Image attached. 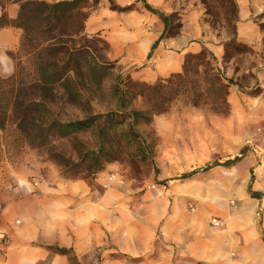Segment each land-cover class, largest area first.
Masks as SVG:
<instances>
[{"label":"crops","instance_id":"0c3cea01","mask_svg":"<svg viewBox=\"0 0 264 264\" xmlns=\"http://www.w3.org/2000/svg\"><path fill=\"white\" fill-rule=\"evenodd\" d=\"M109 1L134 9L114 12ZM197 1L144 0L165 15L187 13L181 34L163 39L153 51L163 25L141 0H101L84 33L100 34L109 61L132 67V79L152 84L181 73L184 56L198 54L202 47L211 46L220 61L221 48L203 35L200 12L189 10L199 7ZM234 2L235 41L252 46L257 63L250 71L226 69L227 80L252 75L251 82L227 88L229 113L223 121L235 131L225 138L233 155L203 174L193 171L189 179L179 180L183 184L178 188L148 194L144 199L156 203L134 210L121 203L123 195L115 188L102 191L101 178L91 186L52 174L33 186L36 171L24 165L7 179L0 200V264H69V254L54 249L70 252L77 264H89L93 253L99 255L97 264H264V20L257 19L264 0ZM20 3L0 7V17L14 21ZM20 38L18 29H0L1 78L14 72L8 53L17 51ZM252 89L262 95L247 96ZM212 218L220 221L219 227L211 225Z\"/></svg>","mask_w":264,"mask_h":264},{"label":"rangeland","instance_id":"374dc122","mask_svg":"<svg viewBox=\"0 0 264 264\" xmlns=\"http://www.w3.org/2000/svg\"><path fill=\"white\" fill-rule=\"evenodd\" d=\"M0 1L6 3L9 0ZM196 4L199 6L196 10H189L200 12V27L207 43L221 48L220 61H216L217 67L219 63L222 65L218 67L220 77L227 80V67L233 73L250 71L257 61H254L252 46L235 41L237 9L234 0H198ZM174 14L178 15L179 21H174L172 26L181 25V34L188 21L187 13ZM257 19L264 20V11ZM260 28L264 33V22ZM101 40L87 36L85 42L96 50L97 58L104 64L105 73L100 86L84 84L77 87L81 91L80 101L87 102L91 113L100 118L88 130L65 139H53L41 147L30 145L16 130L13 121L8 120L5 129L0 131V200L7 179L24 165H27L26 169H35L37 175L32 178L34 180H46L55 174L69 181L71 177L83 175L75 169H60L51 159L56 158L64 165L56 157L61 156L65 161L81 164L78 160L81 152L103 149L102 158L106 163L102 172L85 182L94 186L95 179L101 178L102 191L115 188L116 193L123 195L121 203L134 210L139 204L156 203L144 199L148 194H156L158 190L165 191L169 187L178 188L183 184L179 181L182 175L193 171L203 174L209 165L215 166L233 155L225 138L235 131L223 121L229 113L226 90L224 96L213 87L210 75L203 68L192 67L179 77L169 76L152 84L143 83L131 78L132 67L107 59V45ZM91 57L88 53L79 58L84 70L91 65ZM11 62L14 71L16 65L29 68L21 52H16ZM251 78L249 72L229 80L243 86L251 82ZM153 85L158 87L145 91L144 97L134 96L135 90ZM117 87L120 88L118 92L115 91ZM245 94L253 97L262 95V92L252 89ZM81 102L74 105L56 101L51 110L59 122L83 120L88 114L85 113L86 104ZM133 112L140 114L135 121L130 119ZM109 179L112 181L108 184ZM230 205L233 207L234 202L231 201ZM98 261L99 255L93 253L89 264H97ZM69 264H77L70 253Z\"/></svg>","mask_w":264,"mask_h":264},{"label":"trees","instance_id":"16d2710c","mask_svg":"<svg viewBox=\"0 0 264 264\" xmlns=\"http://www.w3.org/2000/svg\"><path fill=\"white\" fill-rule=\"evenodd\" d=\"M11 1L17 0H9L6 3ZM19 1L21 3L17 18L10 21L2 15L0 29L14 28L21 31L19 47L17 51L9 52L8 57L13 60L16 52H21L29 68L24 69L16 65L11 76L0 77V131L5 129L8 120H12L16 130L30 145L41 147L53 139H65L88 130L100 118L91 113V107L87 102L80 101L81 91L77 87L84 84L99 87L105 73L104 64L97 58L96 50L85 45L87 36L84 33L86 20L99 8L101 0H61L57 3ZM141 2L143 8L156 16L163 25L162 34L151 48L153 51L163 39L176 38L180 34L181 25L172 26L174 21H179L178 15H165L149 7L144 0ZM6 3L0 1V7L3 8ZM108 7L109 10L118 13H127L134 9L133 6L119 7L112 1H109ZM95 37L101 40L100 34ZM88 53L92 55V63L84 70L80 66L79 58ZM150 58L151 54L147 59ZM216 61L213 53L206 47H202L198 54L185 55L181 73L171 76L179 77L192 67L203 68L210 75L212 86L216 87L219 92H223L225 96V90L227 94V88L235 84L232 80L220 77ZM153 87L158 86H144L143 89L135 90L134 96L144 97L145 91ZM115 91H120V88H115ZM56 101L66 104L70 102L74 105H80L79 102L86 104L85 113L88 116L83 120L59 122L51 110V106ZM139 115L138 112H133L130 114V119L135 121ZM102 156L103 149H99L81 152L78 156L81 164L65 161L61 156L56 157L64 165L58 163L56 158L51 161L60 169H75L83 175L70 179L77 180L78 178V180L87 181L88 178L102 172L106 163ZM208 168L206 167L205 170ZM60 174L64 177L62 170ZM194 174L195 172H191L182 175L181 179H189ZM54 250L61 255L70 253L66 250Z\"/></svg>","mask_w":264,"mask_h":264},{"label":"built area","instance_id":"2783aa9c","mask_svg":"<svg viewBox=\"0 0 264 264\" xmlns=\"http://www.w3.org/2000/svg\"><path fill=\"white\" fill-rule=\"evenodd\" d=\"M110 181H112V179L108 180V184L110 183ZM42 182H43V179H38L36 182L33 183V186H37V184L42 183ZM108 184H106L105 187H107ZM210 223L213 227H219L220 225V221L216 218H212L210 220Z\"/></svg>","mask_w":264,"mask_h":264}]
</instances>
